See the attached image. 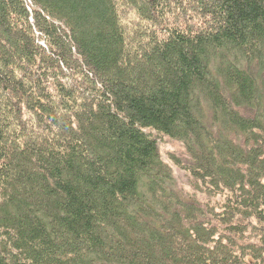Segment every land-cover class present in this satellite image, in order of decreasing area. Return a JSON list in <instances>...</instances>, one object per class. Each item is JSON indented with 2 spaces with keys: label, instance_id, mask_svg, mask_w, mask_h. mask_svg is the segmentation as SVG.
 Instances as JSON below:
<instances>
[{
  "label": "trees",
  "instance_id": "obj_1",
  "mask_svg": "<svg viewBox=\"0 0 264 264\" xmlns=\"http://www.w3.org/2000/svg\"><path fill=\"white\" fill-rule=\"evenodd\" d=\"M0 264H264V0H0Z\"/></svg>",
  "mask_w": 264,
  "mask_h": 264
},
{
  "label": "rangeland",
  "instance_id": "obj_2",
  "mask_svg": "<svg viewBox=\"0 0 264 264\" xmlns=\"http://www.w3.org/2000/svg\"><path fill=\"white\" fill-rule=\"evenodd\" d=\"M157 146L160 158L166 163H174L170 160L169 157H178L183 161L184 149L182 145L177 141L162 137L161 139H157ZM173 173L174 178L178 185L182 188V191L192 192V189L190 188L188 183L189 180L187 178L188 176L186 175V172L180 168H177L176 166H173Z\"/></svg>",
  "mask_w": 264,
  "mask_h": 264
}]
</instances>
